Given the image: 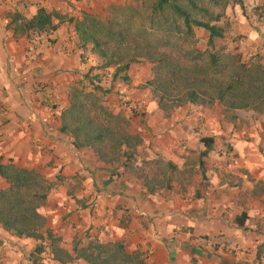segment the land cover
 <instances>
[{
    "label": "crops",
    "instance_id": "1",
    "mask_svg": "<svg viewBox=\"0 0 264 264\" xmlns=\"http://www.w3.org/2000/svg\"><path fill=\"white\" fill-rule=\"evenodd\" d=\"M99 1L0 0V109L6 110L0 115L2 162L12 160L45 176L51 188L40 211L47 217V227L69 251L76 242L123 240L130 252H141L147 264H192L193 260L199 264H260L264 193L257 192V185H264V152L259 146L264 126L252 122L258 129L249 128L238 118L226 122L207 108L188 105L166 114L150 90L141 88L152 78L147 71L150 64L135 63L127 72L128 82L121 77L119 83L112 79L117 88L109 94L115 114L122 110L116 96L145 104L143 118L124 111L133 132L143 138L137 165L152 160L171 162L187 174L193 171L192 180L172 181L171 190L152 194L123 166H106L61 134V112L69 106V82L82 77L87 62L92 61L85 54L95 55L80 48L73 23L65 22L56 32L35 35V39H15L6 28L7 15L18 11L32 18L44 7L79 19L83 11L93 13ZM252 4L264 7V0ZM253 20L258 27L248 30L250 49L254 53L259 48L264 55V18ZM204 137L213 138L215 147L204 158L203 169ZM219 140L231 150L226 144L217 147ZM262 146L264 150V142ZM244 172L253 182L246 180ZM7 186L0 176V189ZM243 212L248 218L244 228H239L235 219ZM201 237L223 239L232 251L210 249L199 243ZM37 243L13 237L0 226V264H33L29 257ZM44 255L51 264H58L48 252Z\"/></svg>",
    "mask_w": 264,
    "mask_h": 264
},
{
    "label": "trees",
    "instance_id": "2",
    "mask_svg": "<svg viewBox=\"0 0 264 264\" xmlns=\"http://www.w3.org/2000/svg\"><path fill=\"white\" fill-rule=\"evenodd\" d=\"M201 2L138 0L135 5L112 7L113 15L101 17L85 12L79 19L41 7L32 18L18 11L9 13L6 28L15 39L31 40L35 35L56 32L65 22L73 23L80 48L90 49L99 59L90 71L113 68V80L124 74L121 79L128 82L127 72L135 63L154 65L153 77L141 88L149 89L159 109L167 114L175 108H205L215 102L223 104L227 112L264 111V84L246 83L238 73L230 75L228 81L217 77V56L207 57V51L199 48L195 27L208 32L207 45L212 49L229 28L228 23H222L224 15L214 9L219 0H208L207 5ZM90 84L91 89L83 83L72 87L69 106L61 112V134L69 136L76 149L91 151L106 166H123L125 172L142 180L148 192L171 190L170 176L158 180L141 174L145 163L137 165V154L143 138L131 130L124 117L108 109L99 95L109 94L112 89ZM226 118L232 123L237 119L235 115ZM201 143L205 147L200 154L204 169V158L214 149L215 140L204 137ZM166 166L170 173L178 170L171 162ZM0 176L8 185L0 189V226L13 237L38 242L29 257L33 264H44L41 256L47 252L58 264H147L146 257L139 251L130 252L123 240H95L84 245L76 242L71 251L67 250L62 239L47 227V217L40 211L51 188L45 176L12 160L3 163L2 158ZM247 218V213L236 217L237 227L244 228ZM192 264L199 263L193 260Z\"/></svg>",
    "mask_w": 264,
    "mask_h": 264
},
{
    "label": "rangeland",
    "instance_id": "3",
    "mask_svg": "<svg viewBox=\"0 0 264 264\" xmlns=\"http://www.w3.org/2000/svg\"><path fill=\"white\" fill-rule=\"evenodd\" d=\"M83 1H87V0H83ZM137 1L138 0H101L98 2L99 4L98 7L97 6L93 7L96 9L93 12V14L99 15L101 17L113 15L112 7L135 5ZM202 1L203 2L201 3H203L204 5L208 4V0H202ZM252 1L253 0H219V6L214 7V9L216 12H220L224 15V19L222 20V23L223 24L228 23L229 28L224 38L216 40V47L214 49L209 48L207 45L209 34L206 30L195 27L194 31H195V34L198 40L199 48L203 51H207L206 53L207 57L210 54H214L217 56L218 61H219L217 77H220L225 81H228V78L230 75L238 73V75L242 76L243 81L246 83L252 82L253 84L263 85L264 84V74H263L264 73V55L262 54L259 48L256 49L254 53L251 52L250 43L252 41V36H250L251 34L248 32V30L249 28L256 29L258 27L256 23L254 22L253 17L255 19L262 17L264 13V7L261 5L253 7L254 5L252 4ZM83 13L85 12L83 11ZM33 39L35 38L33 37ZM250 53H253L254 55L251 56ZM87 56H88V60L90 59L92 61L87 62L89 65L86 68L85 73L82 75V77L73 78L70 80L69 87H68V95L72 87H74L76 84L80 85L82 83L85 85H88L89 89H91L90 83H95V84H100L101 86L105 88H111L112 89L111 91H114V88L115 89L117 88V85L113 86L112 84V79H113L112 75H113L114 69L113 68L96 69V70L90 71L91 68L96 67L98 65L99 59L97 58L96 55L91 56L90 54L86 53L85 57ZM153 67L154 65L150 64V68H148L147 70V71H150L151 77H153ZM8 68H9V61L7 62V69ZM121 75L123 76V74ZM121 75L117 79H114L116 83H119L120 77H122ZM41 87L42 86L40 85L39 86L40 91L43 88ZM114 94L116 93L114 92ZM99 95L102 96L106 107L111 110V106L113 105V102H114V100L112 99V95L111 96L110 94L102 95L101 93H99ZM115 98H116L115 101L117 103H120L121 105V99H119L118 96H116ZM122 98H126V97H122ZM205 108H207L213 116L221 117L226 122H229V120H227L226 118L227 115H235L241 121H245L248 124L249 128L250 127L254 128L257 123L264 126V111H262L261 108L258 110H238V111L227 112V110H225L224 105L221 104L220 102H215L210 107H205ZM177 109L178 108H175L172 111V113L175 112ZM124 111H127V110L122 107L121 113L119 114L130 123L131 130L133 131V128H132L133 124L126 117V114ZM5 112L6 110L0 109V115L4 114ZM112 112L114 113V111ZM129 113L137 116L136 114H133L131 112ZM225 113L227 115H225ZM252 122L256 124L252 125ZM243 124H241L242 126L240 127V129H243V126H244ZM257 126L255 127L256 130L258 129ZM263 140L259 144V146H261L260 148H261L262 154L264 152L263 146H262L264 142ZM225 144H226L225 142L219 140L216 146L217 147L219 145L224 146ZM138 160L139 159H137V162ZM112 167H118V166H112ZM141 174L147 176L148 179H158V180H161L164 175H167L171 177L173 182L179 183V184L182 182H185L186 180H192L194 177L193 171H191L188 174L186 172H183L182 170L173 171L170 173V169L166 166V162L162 160L146 161L145 164L143 165V171ZM244 174L246 175L245 178L247 181L253 182L252 176L248 172H244ZM243 183L246 185V181H243ZM257 190H258L257 191L258 193L260 192L261 194H263L264 185L262 184L257 185ZM246 208L248 209V206H245V209ZM252 209H253V206H252ZM236 210L238 213V209ZM244 213L246 212H243L242 214ZM242 214H237V215L239 217ZM257 256H258V260L260 264H263L262 261L264 258V249L259 250ZM41 259L44 264H51L49 259L45 255L41 256ZM241 263H244V262L240 261V264Z\"/></svg>",
    "mask_w": 264,
    "mask_h": 264
},
{
    "label": "built area",
    "instance_id": "4",
    "mask_svg": "<svg viewBox=\"0 0 264 264\" xmlns=\"http://www.w3.org/2000/svg\"><path fill=\"white\" fill-rule=\"evenodd\" d=\"M264 18V14H263ZM7 74L10 76L12 74L11 61L9 60V68L7 69ZM121 106L127 111L136 114L137 116L143 118L145 116V104L142 101H133L127 98H121ZM199 243L205 245L210 249L220 250L225 253H230L232 249L229 244L223 239H210L201 237ZM239 253L236 250L234 253Z\"/></svg>",
    "mask_w": 264,
    "mask_h": 264
}]
</instances>
